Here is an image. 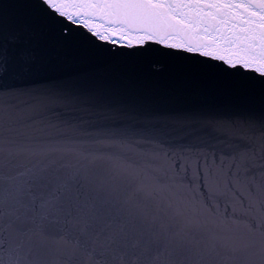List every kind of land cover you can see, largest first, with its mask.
<instances>
[{"label": "snow or ice", "instance_id": "1", "mask_svg": "<svg viewBox=\"0 0 264 264\" xmlns=\"http://www.w3.org/2000/svg\"><path fill=\"white\" fill-rule=\"evenodd\" d=\"M16 6L21 14L10 18L0 5V101L28 94L36 104L94 109L110 123L76 128L91 144L131 150L151 141L169 153L210 155L191 157L192 178L186 165L181 174L178 161L171 173L159 176L151 170L153 161L116 154L127 160L118 177L120 200L113 194L117 189L90 179L94 161L86 145L23 141L12 135L14 105L0 103V264H264V92L258 111L139 110L100 106L96 93L81 91L78 77L35 79L71 61L92 62L89 49L96 45L135 55L149 44L194 65L177 82L180 90L206 91L213 85L196 74L225 69L264 78V0H18ZM72 27L83 33L77 44L69 42ZM12 81L32 82L4 86ZM70 152L79 153L78 167L49 158ZM25 155L32 157L27 164L20 161ZM222 181L247 191L242 206L248 219L239 244L192 221L176 227L186 208L174 186L194 187L207 204L208 189ZM150 207L168 221L149 220Z\"/></svg>", "mask_w": 264, "mask_h": 264}, {"label": "water", "instance_id": "2", "mask_svg": "<svg viewBox=\"0 0 264 264\" xmlns=\"http://www.w3.org/2000/svg\"><path fill=\"white\" fill-rule=\"evenodd\" d=\"M17 3L18 0H0V5L4 6L2 10L10 18H17L21 14ZM63 26L69 27L67 24ZM70 32L72 35L69 36V42L79 43L83 37L81 30L72 27ZM107 48L108 46L96 45L89 49L95 55L92 62L71 61L39 74L35 79L60 80L78 77L81 91L96 93L98 104L107 107L176 111L193 108L227 109L229 106H239L245 110H259L258 101L264 92V78L256 76L255 73H245L236 69L229 74L225 69L203 75L196 74V79L209 82L213 87L202 92L180 90L176 87L177 82L187 76L194 66L188 61L174 58L172 54H162L164 50L158 45L149 44L145 50L137 49L135 55L120 49L108 51ZM219 67L217 65V68ZM31 82H5L4 86L27 87ZM3 102L14 105L13 116L17 121V127L12 135H17L19 139L76 141L78 144L86 145L89 152L93 153L89 159L94 161L90 179L102 188L117 189L113 194L120 200L123 199V194L118 190V177L127 168V160L114 158L116 154L130 159L147 158L153 161L156 167L151 170L159 176L171 173L178 161L181 174L184 173L186 165L188 175L192 178L196 175V164L191 157L210 155L206 152L169 153L168 149L151 141H140L131 150L125 146L105 147L91 144V138L77 132L76 128L87 129L101 123H110L103 120L94 109L72 103L36 104L28 94L14 95L0 101ZM222 127L228 128L229 125L223 124ZM237 143L243 146L245 142L240 140ZM217 147L231 151L223 145ZM217 156L219 158V152ZM49 158L59 160L70 169L78 167L80 163L78 152L53 153ZM31 159L32 157L27 155L20 157L21 163L24 164L29 163ZM174 192L178 202L186 208L185 214L177 218L176 227L192 221L206 226L211 235L234 244L241 242L248 219L242 206V202L244 204L247 202V191L242 184L222 181L219 186L213 185L208 189L212 199L207 204L194 187L189 189L187 185H176ZM147 212L149 220L158 217L159 222L168 221V217L158 213L155 208L150 207ZM52 258H55V254Z\"/></svg>", "mask_w": 264, "mask_h": 264}, {"label": "clouds", "instance_id": "3", "mask_svg": "<svg viewBox=\"0 0 264 264\" xmlns=\"http://www.w3.org/2000/svg\"><path fill=\"white\" fill-rule=\"evenodd\" d=\"M248 250H246V252H247Z\"/></svg>", "mask_w": 264, "mask_h": 264}]
</instances>
